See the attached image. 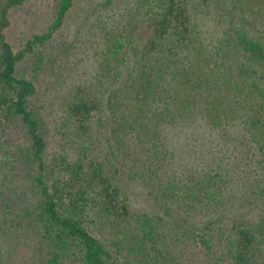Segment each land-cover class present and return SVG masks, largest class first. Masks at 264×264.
<instances>
[{"label":"trees","instance_id":"16d2710c","mask_svg":"<svg viewBox=\"0 0 264 264\" xmlns=\"http://www.w3.org/2000/svg\"><path fill=\"white\" fill-rule=\"evenodd\" d=\"M28 1L0 0V264L22 246L32 264H195V248L264 264V0H103L71 80L49 47L76 0L16 50L7 30ZM194 131L207 167L190 174ZM217 140L256 164L244 205Z\"/></svg>","mask_w":264,"mask_h":264},{"label":"rangeland","instance_id":"374dc122","mask_svg":"<svg viewBox=\"0 0 264 264\" xmlns=\"http://www.w3.org/2000/svg\"><path fill=\"white\" fill-rule=\"evenodd\" d=\"M105 3L103 0H76L75 5L68 15L64 26L58 31L53 39L52 45H50V53L54 55V58L63 57L65 59L64 66L62 64L61 71L64 72L65 77L69 80L70 77L68 75L66 68H77L79 72L83 71V68L88 67V47H90L91 43V35L89 31L88 18L94 17L96 15L93 14V8L98 6L100 9L103 7L101 4ZM57 0H29L18 10L13 12L12 15V25L7 30V36L9 41L12 43L16 50L21 49L25 46L28 38H31L34 34L42 33L48 30V25L50 24L52 18L54 17L56 11ZM78 28L75 31V28ZM80 30V31H79ZM92 48V47H91ZM93 49V48H92ZM52 55V58H53ZM70 59V62L67 63V59ZM60 61V60H59ZM30 60H25L21 66L27 67V64ZM52 62V60H51ZM51 65V63H50ZM50 67V66H49ZM52 68V67H51ZM54 68H58L55 66ZM57 70V69H56ZM71 70V69H69ZM57 73L58 70H57ZM76 72H74L75 74ZM54 74V73H53ZM74 77V75H73ZM46 77L42 78L43 87L41 88L40 98L41 103L40 106L44 107L42 110L47 112L48 119L57 118V114L60 111L59 102L57 101L58 96L61 94V88L59 83H50L46 84L44 81ZM71 80V79H70ZM60 90V91H59ZM191 136L192 145L194 147L195 153L190 149V153L186 152L189 155V159L186 158L184 160L185 164H183L184 169L193 174L197 172L199 169L203 167H207V163H203V160L207 159L202 156L199 149L196 147L198 144L193 142L194 138H196V142L201 141L204 138L203 132L194 131ZM227 144H219L218 140L214 145L215 157L220 158L222 156L223 163H231L229 165L233 181V188L229 190L232 197H240L238 201L241 202V205L246 203V199H249V196L253 195V189L248 188V184H256L255 183V170L256 164H254L253 157L247 156L245 152H241L239 149L234 147V152H232V144H228L230 147V151L226 147ZM199 147V146H198ZM219 147H222L219 150ZM240 151V152H239ZM228 156V158L226 157ZM215 158V159H216ZM195 160H199L196 162ZM140 188L136 187L134 189L135 198L139 199V202L146 203L145 193L140 192ZM260 205V206H259ZM254 209L253 212L250 211V207H242V211L249 212L247 216H252V214H258L261 208V203L259 201H255L252 205ZM234 212V208H232ZM31 252L29 248L26 246H22L20 250V254L16 258V262L18 264H32V259L30 258ZM193 260L195 264H209L210 257L206 255L205 251L201 248H195L193 251ZM212 262V261H211Z\"/></svg>","mask_w":264,"mask_h":264}]
</instances>
